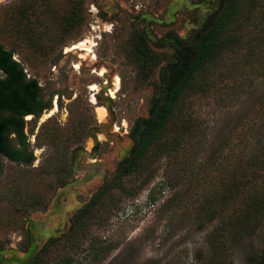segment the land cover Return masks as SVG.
<instances>
[{
  "label": "rangeland",
  "instance_id": "rangeland-1",
  "mask_svg": "<svg viewBox=\"0 0 264 264\" xmlns=\"http://www.w3.org/2000/svg\"><path fill=\"white\" fill-rule=\"evenodd\" d=\"M223 2L0 0V42L50 103L39 116H24L32 162L2 157L0 264H30L53 237L59 240L48 243L38 264H215L208 238L218 215L208 210L223 204L221 195L207 201L230 171L242 169V158L252 156L250 167L264 170V0H240L229 30L237 43L211 64L207 93L187 101L183 117L190 112L195 126L188 143L151 158L137 174L119 179L117 170L173 59L172 37L196 39ZM86 38L95 58L68 50ZM138 42L157 57L147 71L134 54ZM97 104L107 110L102 120ZM177 125L171 122L162 139ZM62 161L72 170L66 185ZM108 181L111 190L68 233L77 211ZM263 244L264 221L230 242L226 264H249Z\"/></svg>",
  "mask_w": 264,
  "mask_h": 264
},
{
  "label": "trees",
  "instance_id": "trees-1",
  "mask_svg": "<svg viewBox=\"0 0 264 264\" xmlns=\"http://www.w3.org/2000/svg\"><path fill=\"white\" fill-rule=\"evenodd\" d=\"M240 7V0H224L214 19L194 40L172 37L173 59L162 69L160 88L152 97L149 114L136 120L130 135L133 145L128 155L118 165L117 176H131L144 170L151 158L172 154L188 143L195 129L191 113L186 115V105L190 95L207 93L213 81L210 78V66L225 49L237 43L230 28ZM135 44L134 54L140 60L144 71L149 70V62L155 64L156 54L145 46ZM149 67V68H148ZM0 70L4 77L0 79V173L2 157L19 163H31L32 152L28 147L25 133L24 116H39L50 103L42 95L38 82L26 77L21 62L13 58V51L0 42ZM189 102V101H188ZM177 119L178 125L171 137L163 140L169 124ZM242 169L230 171L223 180L222 188L216 190L208 202L221 198L220 209L210 208L212 215H218L216 228L209 234L210 252L215 264H226L224 253L230 242H239L254 233L264 221V170L258 166L250 167L252 156L242 158ZM63 171L62 184L66 185L72 170L68 163L59 164ZM146 169V168H145ZM113 182L105 183L94 193L74 215L69 232L82 224L90 211L101 203L103 196L111 190ZM216 212V213H215ZM215 217V216H214ZM59 237H53L48 243H55ZM36 253L30 264L40 262ZM249 264H264V244L258 253H253Z\"/></svg>",
  "mask_w": 264,
  "mask_h": 264
},
{
  "label": "bare ground",
  "instance_id": "bare-ground-1",
  "mask_svg": "<svg viewBox=\"0 0 264 264\" xmlns=\"http://www.w3.org/2000/svg\"><path fill=\"white\" fill-rule=\"evenodd\" d=\"M91 38V37H90ZM90 38H86L83 39L75 44L72 45V47H69L68 50H74V49H80L83 50L84 53H80L81 57H85L88 54H92V58H95V54L93 52V46L95 45L94 41H92V39ZM80 57V56H79ZM76 67L78 66V64H74ZM75 67V68H76ZM104 70L102 69L99 74L102 75L104 74ZM119 88V77L115 78V89ZM91 89L93 91H98V86L97 84H91ZM116 92V91H115ZM110 94L112 96H114V91L111 89ZM92 101L96 102L94 95L92 96ZM56 105V104H55ZM56 110V107H54L53 109L50 110V114H52L54 111ZM96 112L98 114V117L100 120L104 119L107 115V110L104 106L102 105H96ZM29 117V116H28Z\"/></svg>",
  "mask_w": 264,
  "mask_h": 264
},
{
  "label": "water",
  "instance_id": "water-1",
  "mask_svg": "<svg viewBox=\"0 0 264 264\" xmlns=\"http://www.w3.org/2000/svg\"><path fill=\"white\" fill-rule=\"evenodd\" d=\"M54 86H55V84H54ZM52 88H50L48 91H50Z\"/></svg>",
  "mask_w": 264,
  "mask_h": 264
},
{
  "label": "flooded vegetation",
  "instance_id": "flooded-vegetation-1",
  "mask_svg": "<svg viewBox=\"0 0 264 264\" xmlns=\"http://www.w3.org/2000/svg\"><path fill=\"white\" fill-rule=\"evenodd\" d=\"M29 115V114H28Z\"/></svg>",
  "mask_w": 264,
  "mask_h": 264
}]
</instances>
